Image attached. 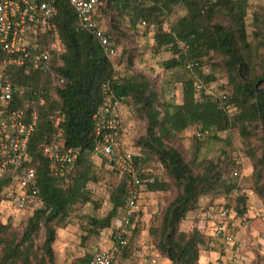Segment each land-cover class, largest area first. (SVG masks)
I'll return each mask as SVG.
<instances>
[{"label": "trees", "instance_id": "16d2710c", "mask_svg": "<svg viewBox=\"0 0 264 264\" xmlns=\"http://www.w3.org/2000/svg\"><path fill=\"white\" fill-rule=\"evenodd\" d=\"M177 7L183 15L170 22ZM98 8L104 14L113 15L108 28H102L110 42L117 43L119 27L125 26L131 35L139 36L142 26V34H152L151 50L155 55L162 51L171 54L160 66L171 75L176 69L186 72L180 82V102L161 100L143 75L114 65V44L115 54L109 58L91 34L77 30L76 16L67 0H56L49 26L27 29V38L33 39L39 50L47 49L51 42L49 28L56 29L62 50L58 56H51L50 72L30 69L25 74L24 66L15 65L4 71L3 80L19 89L13 91L6 106L0 104V111L21 112L26 120L36 113L26 166L35 171L34 185L43 204L31 214L21 216L19 230L0 214V264H56L53 244L57 229L64 227L70 213L79 205L91 202L87 185L100 179L89 156L96 141L92 115L102 102V86L121 105L139 112L147 125L146 135L134 142L141 153L133 156L141 185L129 235L137 231L141 213L138 203L142 195L165 194L175 189L176 196L164 209L159 225L148 232L155 248L169 264H198L205 238L196 227L189 232L179 230L187 213L197 208L201 197L221 194L227 200L215 207V217L223 206L243 218L248 198L239 195L236 204L231 205V199L239 191L237 177L231 174L230 178H221L220 165L224 163L225 168L237 170L238 164L233 160L224 157L199 161L200 147L193 137L194 156L186 162L166 143L186 140L188 131L194 128L198 135L225 142L230 148V141L220 135L236 130L251 161L254 192L264 208V8L252 13L258 26L251 31L250 40L246 25L248 0H97V11ZM30 50L31 54L37 52ZM3 57L0 53V59ZM186 63L192 64V71L186 70ZM131 64L129 57L128 65ZM205 67L209 68L208 74L203 71ZM216 71L224 73L231 88L229 93L224 92V99L196 86L202 82L209 87L215 81ZM57 111L64 120L65 145L80 152L66 181L48 174L47 160L42 153L53 142L54 127L49 117ZM154 160L162 167L167 180L150 176L147 166ZM103 162L121 180L110 194L111 209L107 214L87 218V239L100 231L107 230L109 235L114 232L113 223L120 217L129 188L128 177ZM9 184L8 180L0 179V213ZM234 227L230 228L233 233ZM95 252L85 254L79 263L88 262ZM119 255L128 256V248Z\"/></svg>", "mask_w": 264, "mask_h": 264}, {"label": "rangeland", "instance_id": "374dc122", "mask_svg": "<svg viewBox=\"0 0 264 264\" xmlns=\"http://www.w3.org/2000/svg\"><path fill=\"white\" fill-rule=\"evenodd\" d=\"M249 8L246 17L247 33L250 40L251 31L258 25L252 19L254 11L264 8V0H248ZM98 24L101 28H108L111 22L110 13H103L100 8L97 11ZM183 15L180 8L174 10L169 21L173 22L176 18ZM143 27L139 28V36L131 35L125 29V26L119 27L117 34L116 56L113 64L118 65L119 69L127 67L128 70L143 75L152 85V89L157 92L161 100L171 103H179L181 99L180 82L186 72L183 69H176L174 75L170 71H165L160 63L171 57L167 51L154 54L151 50L152 34L149 32L142 34ZM132 62L128 65V60ZM204 73L208 74L209 68H204ZM215 81L210 85V92L217 97L218 94L230 92V86L222 71L214 73ZM123 127L126 131V143L130 151L134 154H141L139 147L134 142L142 138L147 133V125L144 117L136 110H131L122 105ZM199 145L200 150L197 153L198 160H208L224 157L233 160L238 164L237 184L238 192L231 199V205L236 204L239 195H245L248 198L247 212L243 218L236 217L231 212L232 222L234 223V245L222 247V244L213 237L212 226L215 217V207L225 204L226 200L221 194H209L201 197L197 202V208L187 213L185 219L179 224V230L184 232L191 231L194 227L199 229L205 238V245L200 247L198 264H264V208L260 199L254 192L252 165L250 159L245 154V146L236 130H231L221 134V138H227L230 141V148L225 146V142L208 140L202 135H198L197 130L191 128L187 133V139L184 141L167 142L166 145L176 149L182 158L189 162L194 156V141ZM225 151V155H223ZM94 164L100 179L95 184H88L87 190L90 194L91 202L85 205H79L74 209L68 218L64 227L57 229L56 240L53 244V252L56 264H80L79 259L85 254L93 253L97 250L105 249L109 245V231H100L96 236L87 239L85 223L90 216L104 217L111 209L110 194L115 186L120 182V178L114 173H110L109 168L102 159L94 154L89 156ZM221 163V178H230L233 171L224 167ZM147 169L152 177L158 180H167L162 167L157 161L148 164ZM176 196L175 189L165 194H145L138 203L140 214L137 218V231L134 235L128 236V256L120 255L114 259L113 264H169L167 259L155 248L153 237L149 234V229L157 227L160 223L162 213L167 205ZM146 197V198H145ZM235 202V203H234ZM2 219L9 218L12 227L15 230L21 228V216L5 211L1 208ZM113 223V228L117 225Z\"/></svg>", "mask_w": 264, "mask_h": 264}, {"label": "built area", "instance_id": "2783aa9c", "mask_svg": "<svg viewBox=\"0 0 264 264\" xmlns=\"http://www.w3.org/2000/svg\"><path fill=\"white\" fill-rule=\"evenodd\" d=\"M56 0H0V104L6 106L12 98V93L19 88L4 81V71L11 65L24 66V73L30 69L43 73L50 72L51 56L61 53V42L55 28H49L51 42L47 49L39 50L37 43L27 38L29 26L43 29L49 26V21L55 13ZM73 9L77 30L91 34L103 53L111 58L115 54L112 42L102 33L98 24L97 0H67ZM150 29H153L150 26ZM30 49H38L31 54ZM185 68L192 71V64L186 63ZM51 77L54 78L52 75ZM198 89L206 87L202 82L196 85ZM211 93V92H210ZM102 102L92 115L96 141L93 154L102 159L120 175L128 177L129 188L120 217L116 220L114 232L109 236V245L95 252L84 264H113L114 259L128 246V236L132 228V217L136 210V198L141 179L134 163V153L126 143V131L123 127L122 105L102 86ZM221 99L224 93L218 94ZM54 127L53 142L42 149L47 160L48 174L56 179L67 180L74 170L79 157L77 148L67 147L63 140V117L60 112L50 115ZM36 128V113L26 120L21 112L0 111V179L9 181L5 189L1 208L23 216L31 214L43 204L35 184V171L26 166L29 162L27 151L29 140ZM232 177H238L234 171ZM236 196V194L234 195ZM2 212V211H1ZM264 218V215L261 214ZM231 211L221 206L213 222V237L222 247L234 245V233L230 228Z\"/></svg>", "mask_w": 264, "mask_h": 264}]
</instances>
